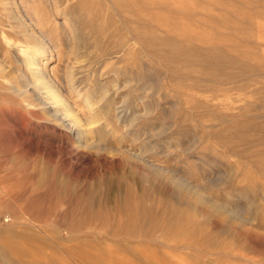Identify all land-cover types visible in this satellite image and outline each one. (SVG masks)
Wrapping results in <instances>:
<instances>
[{"label":"rangeland","instance_id":"1","mask_svg":"<svg viewBox=\"0 0 264 264\" xmlns=\"http://www.w3.org/2000/svg\"><path fill=\"white\" fill-rule=\"evenodd\" d=\"M0 11V264H264V0Z\"/></svg>","mask_w":264,"mask_h":264},{"label":"bare ground","instance_id":"2","mask_svg":"<svg viewBox=\"0 0 264 264\" xmlns=\"http://www.w3.org/2000/svg\"><path fill=\"white\" fill-rule=\"evenodd\" d=\"M0 12H1V11H0ZM0 16H1V15H0ZM69 111H70V110H69ZM71 112H72V111H71ZM71 112H70V113H71ZM62 114H63V113H62ZM81 130H82V129H81ZM5 263H6V262H5Z\"/></svg>","mask_w":264,"mask_h":264}]
</instances>
